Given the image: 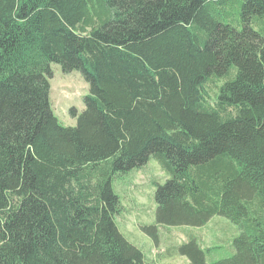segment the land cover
Here are the masks:
<instances>
[{
    "label": "trees",
    "instance_id": "obj_1",
    "mask_svg": "<svg viewBox=\"0 0 264 264\" xmlns=\"http://www.w3.org/2000/svg\"><path fill=\"white\" fill-rule=\"evenodd\" d=\"M214 2L0 0V264H153L111 186L151 155L169 173L157 224L239 228L213 262L182 242L185 264H264V0H243L239 29ZM51 62L89 83L75 125L50 107Z\"/></svg>",
    "mask_w": 264,
    "mask_h": 264
},
{
    "label": "rangeland",
    "instance_id": "obj_2",
    "mask_svg": "<svg viewBox=\"0 0 264 264\" xmlns=\"http://www.w3.org/2000/svg\"><path fill=\"white\" fill-rule=\"evenodd\" d=\"M211 10L214 17L241 28V5L243 0H220ZM49 103L53 113L64 125H75L76 116L85 107L84 96L89 92V83L79 69L62 71L60 65L50 63ZM219 79L210 82L207 89L214 94ZM169 173L162 168L159 160L151 155L148 161L125 172L117 173L111 180L113 191L118 195L121 209L114 214L120 232L140 248L146 261L153 264H185L186 255L178 252L182 242L193 237L202 246L207 262L229 257L234 254V237L239 233L238 226L225 216L215 214L205 224H157L155 220L156 183H162ZM157 225V239L149 235L143 226Z\"/></svg>",
    "mask_w": 264,
    "mask_h": 264
}]
</instances>
